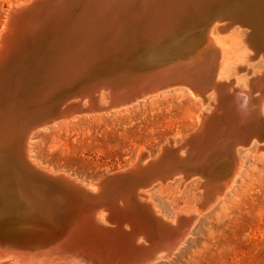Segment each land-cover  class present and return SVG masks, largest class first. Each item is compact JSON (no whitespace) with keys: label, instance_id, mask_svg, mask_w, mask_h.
Instances as JSON below:
<instances>
[{"label":"water","instance_id":"obj_1","mask_svg":"<svg viewBox=\"0 0 264 264\" xmlns=\"http://www.w3.org/2000/svg\"><path fill=\"white\" fill-rule=\"evenodd\" d=\"M158 1L34 0L9 12L0 37V148L5 151L0 155V211L1 204L7 207L6 204L13 208L11 213L23 212L29 223H24L23 217H0L3 231L11 230L8 240L36 233L39 243L46 234H52L53 228L49 232L41 219L30 213L36 208L44 214L47 210L57 213L67 201V191L79 195L87 205L83 212L87 220L80 227L75 221L68 231L70 234L73 225L76 227L69 236L71 240L100 227L94 222L98 205L121 207L129 212L147 210L158 226L169 227L153 214L149 205L138 201L139 191L171 176L183 181L200 178L195 172L206 162H198L197 156L212 143L218 144L219 152L251 143L237 142L236 131H230V127L237 115L258 107L259 97L264 98V71L251 76L248 89L240 91L232 83L216 81L215 67L204 70L210 62L216 63L210 54L204 53L199 59H186L189 50L173 54L172 49L178 47L175 38L155 32L168 22L167 17L160 24L153 19V11L160 8ZM216 21L225 23L221 18L201 21L197 29L206 31ZM172 84L201 97L214 92L216 103L222 100L226 105L220 109L211 105L213 112L203 117L194 132L178 145L162 147L146 165L104 175L95 184V192L63 174L36 168L27 159L26 142L34 130L79 114L116 109ZM101 92L107 95L106 106L100 105ZM85 99L86 105H82ZM214 118L222 122L218 128ZM260 130L258 142L264 139V129ZM15 178L22 179L26 194H20L18 187L12 185ZM222 183L218 178L208 184L212 188ZM45 216L41 218L45 220ZM50 218L46 222L60 229L58 213ZM19 224L27 225V233L17 229ZM169 228L175 229L176 225Z\"/></svg>","mask_w":264,"mask_h":264},{"label":"rangeland","instance_id":"obj_2","mask_svg":"<svg viewBox=\"0 0 264 264\" xmlns=\"http://www.w3.org/2000/svg\"><path fill=\"white\" fill-rule=\"evenodd\" d=\"M29 1L0 0V30L11 5ZM244 1L235 0L233 4L254 15ZM232 16L240 17L237 13ZM217 24L219 29L215 28L214 35L222 40L230 59L238 62L235 66L230 60L227 62L220 81L232 80L234 88L245 91L248 79L264 71V61L252 46L244 48L246 27L234 25L225 31L222 26L225 23ZM244 69L250 73L241 71ZM209 101L214 103V95ZM209 101L203 104L191 98L186 90L172 87L125 108L94 112L90 116L79 114L74 119L34 130L30 157L40 165L39 169L63 174L74 183L82 182L95 190L92 187L104 175L130 167L139 155L152 159L169 141L180 144L199 125L200 113L211 111ZM101 102H106L103 93ZM85 103L86 99L82 105ZM250 146L251 143L235 152L240 172L233 184L230 181L228 189L221 190L222 197L208 208L199 207L203 190L198 177L154 185L146 192L147 200L138 196V201L148 204L152 212L154 206L163 215L153 213L157 218L171 225L178 215L189 217L186 214L189 211L196 216L183 245L169 258L148 264H264V139L253 148ZM222 163L215 167L218 173L225 166ZM94 222L99 225L96 216ZM28 238L37 242L40 237L32 234ZM8 260H0V264H12Z\"/></svg>","mask_w":264,"mask_h":264},{"label":"bare ground","instance_id":"obj_3","mask_svg":"<svg viewBox=\"0 0 264 264\" xmlns=\"http://www.w3.org/2000/svg\"><path fill=\"white\" fill-rule=\"evenodd\" d=\"M31 1L27 3H30ZM223 1L159 0L158 2L160 8L157 7L153 11V19L157 20L159 24L162 23L161 21L163 18L166 19L167 17L168 22L166 24L160 25V28L157 27L159 29L156 28L155 32L161 33L164 36L171 35V37L175 38V42L178 47H176L175 49L173 48L172 53H178L179 51H181L182 53V51L184 50H189L187 51L188 54L186 59H199L198 57H200L204 53L210 54L211 59H215L216 63H213L214 61L210 62L208 64L209 66H207L204 70L207 71L210 69V67H215L216 81L219 80L218 82L224 81H220V79L222 80L223 74L227 66V62L230 60L231 64L234 66L238 62L236 63V61L230 59L228 50H226L222 40L217 35H214L215 28L219 29L217 21L210 24L208 30L200 31L197 28L201 26V21H208L221 18L225 22V24L222 25L225 27V31L226 28H231L234 25L237 27H246L248 33L246 32V38L242 42L243 46H252L255 49V52L257 54H260V57L264 59V0L244 1L247 3V5H250L251 13H254V15H250L249 11L245 10L240 5L235 6V4H233V1L235 0ZM25 4L26 3H21L19 5L12 4L6 16L8 17L9 12L11 10L17 9L18 7H21ZM176 12L177 15L175 14ZM234 13H237L240 17L233 18L232 15ZM173 14H175V16H173ZM4 27L0 30V37ZM241 71L247 72L246 69ZM238 72L240 71L238 70ZM21 78L22 77H20V80ZM223 83H232L233 85L232 80H225ZM172 87L186 90L191 98L201 101L203 104L208 103L209 99L213 98L214 95V92H211L213 93V95L209 96V94H211L209 93L208 95L201 97L199 94L191 92L190 89H186V87L174 86V84H172L166 86V89H158L154 93L146 95L140 99H136L134 102L128 105L118 107V109L133 105L139 102L140 100L156 95L162 91L169 90ZM229 89H232V86H230ZM226 92H228V89L226 90ZM101 94L102 92L99 94L100 105L106 106L108 103L107 95L103 93L106 95V102L102 103ZM222 96L223 94L220 95V99ZM214 100V103L209 101V104L213 107H215V105L216 108L219 109L225 107L226 103H224L222 100H220L219 103H216V95H214ZM263 100L264 98L259 97L258 107L254 106L246 113L237 115L235 118V123H233L230 127V131H236L234 133V137L236 138L235 140L240 144H243L241 141L248 140V142H250L251 140L250 147L253 148V146H255L258 142L256 138L262 136L260 128L262 127L264 129V108L262 106ZM84 105H86V103ZM212 112L213 111L211 110L208 113H200V123L197 128L201 125L203 117L209 115V113L211 114ZM81 116H90V114H85ZM76 117L78 116L61 119L55 122L53 121V123L45 125L40 129L47 128L58 122H65ZM214 120L216 121V127L218 128V124H222V122H219L217 118H214ZM237 123L241 125H239V130H236L238 128ZM33 132H31L27 138L26 156L32 165H36L39 168L40 165H38L36 161L32 157H30V140L31 136L33 135ZM213 144L214 143H212V145ZM167 145L169 146L174 144L172 141H169L164 146ZM212 145H209L206 150H204L201 154L197 156L198 162L201 159H204V161L206 162V165L204 164L205 166L203 165L200 169L196 170L195 172V174L200 176V178H198L202 180V182L200 180V187L203 190L201 192V195L204 200L202 204H199L200 208H205L211 204L213 205L215 201L217 202V200L222 197L220 196L222 188L225 187L228 189L230 187V181L232 182V184L234 183L241 169V164L235 156V152H239V147H237L238 144L235 145L234 148L232 147V149L229 148L228 150L224 148L222 151L220 150V152L218 150V144L215 143V145L211 147ZM4 152L5 151L0 148V155H3ZM152 160H154V158L147 159L145 154L139 155L137 157V161L133 163L130 167L146 165ZM221 162H223L225 166L222 168V171H220L221 173H218L219 170L216 171L215 167ZM0 167H2L1 163ZM21 178L23 179L22 176ZM176 178H179L180 182L183 181L181 177L171 176L169 177V179L167 178L166 181L151 183L149 185L150 187L145 190L139 191V196L147 200L146 192L148 191V189H150L154 185L162 186L169 181H173ZM218 178L222 179L223 183L219 184V186L218 184H216V186L210 188V185L208 183L211 180H215ZM22 179L15 178L14 180H11V183L12 185L14 184V187L15 185L18 187L17 191L20 192V194H26L23 188ZM77 183L84 186L82 182ZM216 187L219 188L217 189ZM86 188L88 189L91 187ZM92 188L95 190L91 191L95 192L96 186H93ZM208 189L209 192H207ZM210 192H213V196L208 200L207 198L210 196ZM21 196L25 198V196ZM127 196H125V198H127ZM13 204L16 205V203ZM1 205L2 211H0V217L5 216V214L10 217H23V222L29 223V220L25 219L28 217H24L22 215L24 214L23 212H21L22 214L20 212H18L17 214H15V212L11 213L12 211L10 210H12L13 208H9L6 204L5 206L7 207H4V204ZM98 206L99 208L95 216L98 218L100 227L97 228V230L95 231L92 230L90 233L75 238V240H71L69 236L76 229V227H74L73 225V231L70 232V234H68V231H70L69 229H71V225L75 221H78V224L75 223V225H77V227H80L83 224L81 222L87 220L86 217L83 218V212L87 210V205H85L84 200L74 192L67 191V201H65L60 207L61 209L57 211L58 218L60 221V224L58 226H60V229L55 228L46 222L47 218L48 221H50V217L54 216V214H57L56 212L53 213L52 211L47 210L46 214H44L42 213L41 209L38 210L36 208L34 209L33 213H30L32 217L40 218L41 223H43L47 227L46 228L44 226L47 230H49V232L51 228L54 229V231H52V234L48 233L44 237H42L43 241L39 243L38 241H30L28 238L32 234L36 236V233H31L30 235L24 234L25 236L19 239L8 240L6 237L11 236V230L3 231V229L0 227V247L2 248H0V260L9 259L8 261H10L12 264H148L154 261L169 258L174 251H176L181 245H183L185 238L189 235V230L192 226L191 224L194 223L196 218V216L194 217L192 215L194 213L189 211L186 214L191 217L190 223H188L189 220H186V218L181 220V216L178 215V217L176 216V219L172 221V225H169V227H174L176 225L175 229L169 227L162 228L161 226L157 225V222H154L156 218H154V216L147 210H133L129 212L120 209L121 207L116 209L111 207L103 208L100 207L101 205ZM15 207L18 209L17 206ZM152 208L154 211L153 213L156 216L163 217V215H161L154 206H152ZM41 215H46L45 220L41 218ZM26 226L27 225L25 224H19L17 225V229L22 228L25 230L23 233H25L27 231ZM37 236L39 237V235Z\"/></svg>","mask_w":264,"mask_h":264}]
</instances>
